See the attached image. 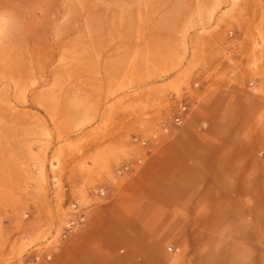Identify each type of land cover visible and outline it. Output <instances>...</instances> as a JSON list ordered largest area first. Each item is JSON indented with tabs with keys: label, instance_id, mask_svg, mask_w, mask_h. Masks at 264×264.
<instances>
[{
	"label": "crops",
	"instance_id": "obj_1",
	"mask_svg": "<svg viewBox=\"0 0 264 264\" xmlns=\"http://www.w3.org/2000/svg\"><path fill=\"white\" fill-rule=\"evenodd\" d=\"M86 52L82 105L66 113L78 115L67 119L72 125L88 121L98 137L91 154L67 158L65 176L72 194L95 182L107 194L83 197L82 223L37 264H264V90L214 77L182 126L159 135L168 96L188 84L175 55L149 57L139 80L138 58L108 73L105 50ZM143 83L151 87L139 89ZM10 129L9 121L0 123ZM11 144L9 133L0 137V195L26 194V155H12ZM122 165L128 170L119 172ZM10 241L2 239L0 264L17 256L7 251Z\"/></svg>",
	"mask_w": 264,
	"mask_h": 264
},
{
	"label": "rangeland",
	"instance_id": "obj_2",
	"mask_svg": "<svg viewBox=\"0 0 264 264\" xmlns=\"http://www.w3.org/2000/svg\"><path fill=\"white\" fill-rule=\"evenodd\" d=\"M89 48L105 50L108 73L138 58L139 80L153 56L175 55L188 84L167 99L159 135L172 136L214 77L239 79L246 91L264 90V0H0V123L11 124L0 137L9 133L12 155L27 159L26 194L0 195V250L9 235L7 251L17 255L11 264L48 257L82 223L83 197L106 187L90 183L72 194L65 176L67 158L91 154L90 141L98 137L88 121L72 125L67 119L78 115L66 113L82 105ZM180 103L187 116L175 126ZM19 137L25 145H18ZM258 156L264 160V151ZM20 244L26 249L21 257Z\"/></svg>",
	"mask_w": 264,
	"mask_h": 264
},
{
	"label": "built area",
	"instance_id": "obj_3",
	"mask_svg": "<svg viewBox=\"0 0 264 264\" xmlns=\"http://www.w3.org/2000/svg\"><path fill=\"white\" fill-rule=\"evenodd\" d=\"M171 102L175 103L176 99L175 98L171 99ZM178 109H179L178 114L173 118V124L175 126H180L182 124V121L184 117L187 116V111H188L187 105L182 104V103L178 105ZM128 168H129L128 165H122L121 168L119 169V172L126 171L128 170ZM106 194H107V191L104 188H99L96 190V195L99 197H105ZM73 224L74 223L72 222V225ZM168 250L171 251V248H168Z\"/></svg>",
	"mask_w": 264,
	"mask_h": 264
}]
</instances>
